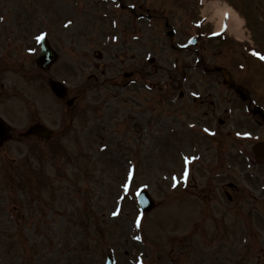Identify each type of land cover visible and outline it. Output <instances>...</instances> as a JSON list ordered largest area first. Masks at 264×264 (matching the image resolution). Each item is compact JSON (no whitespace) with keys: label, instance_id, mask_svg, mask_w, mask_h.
<instances>
[{"label":"rangeland","instance_id":"rangeland-1","mask_svg":"<svg viewBox=\"0 0 264 264\" xmlns=\"http://www.w3.org/2000/svg\"><path fill=\"white\" fill-rule=\"evenodd\" d=\"M249 2L256 3L253 0H247V3ZM35 3V0H0V11H6L3 15L7 16L5 18L7 20L13 13L40 11L42 15L40 17L46 27L42 31L58 32L64 39L57 43L61 56L53 67L52 73L62 79L69 88H74L82 75L94 71L92 66L88 67L90 60L96 61L99 71L103 69L104 64L109 63L107 64L109 68L106 70L107 77L117 75L130 67L131 61L121 63L116 57L113 61L112 53L114 56L118 53L120 41L114 43L115 47L109 46V50H113L105 57L102 64H98L99 60L93 58L92 50L89 51L79 43L87 40L86 35L83 37L84 27L91 26L92 36L102 37L107 32L115 34V31L106 25L111 24V21L104 20L98 10L105 5L104 2L97 0H83L78 4L73 2L70 11L62 7V2H59L57 7H50V4L43 1V9L35 8ZM21 16L22 13L19 17ZM126 18L123 13L118 11L115 13V22L118 24L126 21ZM73 20L76 21L75 24L73 22L67 27L66 25ZM30 23L28 30L34 31L33 20ZM25 25V23L22 24L24 29ZM104 29H106L105 33ZM40 31L37 30L35 35ZM253 33L256 37L264 35L263 29L257 27ZM16 35L9 30L6 41L8 42ZM144 36L140 41V45L144 48L139 45V52H137L139 62L136 64L138 67L147 65V71L155 74L152 78L153 83L160 85V82H165L166 74L165 63L160 61L163 50L157 47L148 48ZM18 45L20 50L1 51L6 57L0 58V69H2L0 82L3 81L1 75L15 68L12 66L15 61L25 65L26 71H29L30 58H26L30 56L29 52L23 45ZM79 47L88 53L80 55L75 50ZM98 48L95 47V49ZM154 54L159 59L152 65L148 64L147 58L154 57ZM72 61L76 63V66L84 69H78L77 77L73 73L69 76L62 75L70 71L67 64H72ZM26 71L24 70V73H28ZM193 77L195 78L194 75ZM201 81L202 85L200 84L199 88L210 89L211 86L204 83L203 77ZM216 86L211 89L225 90L223 87ZM148 89L150 90L151 87ZM148 89L140 87V90H137L132 85L124 91L105 85L100 90L88 93L92 102L98 101L99 113L89 114L92 118V121L89 118L91 121L89 126H85L88 124V120H85L79 126L73 125L72 130L86 131L93 138L99 137V140L101 135H105V141L102 143L107 146L106 150L101 151L99 146L96 156L106 158L101 161L103 165L108 164L107 168L98 166L92 158L90 168L92 173L89 172V165L86 164L81 167L83 178L75 182L67 180L64 183L62 178L54 176V171H57L60 165L55 163L53 166L47 163L45 169H48L52 181L49 179L44 182V179L39 181V178H33L31 186L36 193H33L34 195L28 200L29 206L24 205L23 198L11 202L13 211L9 212V216L15 227L12 226L13 228L11 227L7 232L10 237H13L8 240L11 242L8 253L10 257L2 260L1 253L5 250V245L0 242V264L16 262L19 264H104L108 254L116 255L117 264H134L135 262H142L141 264H261V261L264 264V174H259L254 168L249 170L243 162L236 163V160L245 157L244 144L238 141V131L242 135H247L248 140L249 135L252 138L257 135L264 138V129H256L248 125L238 130L231 123H227L222 129H216V127L204 129L202 125L194 129L190 127L186 129L185 124L178 119L181 115L176 113L177 109L172 105L162 107L158 97L155 101L157 108L141 114L143 110L139 107L148 104L146 103L148 96L147 99L145 96L149 95L152 98V102L149 103H154L151 95L158 94V92H149V94ZM27 91L33 107L46 112L48 106L41 104L42 98L46 99V97L43 95L39 100L36 96L38 87L35 84L28 85ZM7 96L5 99L3 96L0 98L1 103L14 102L15 97ZM223 96L229 97L227 93ZM105 100L109 103H105ZM223 106L225 107V104ZM13 107L15 108L16 105ZM128 107L131 109L129 110ZM107 108L110 109L108 113H106ZM119 114L122 117L125 116L123 123L119 121ZM182 114L184 115L185 112ZM223 119L227 121L226 116ZM125 122L131 126H127ZM70 126L71 124L67 127ZM105 126L107 134L100 132L101 127L104 129ZM89 127L93 130H89ZM251 129H256L255 135ZM170 135L175 136V140L170 141L168 137ZM17 144L19 146L12 144L0 150V170L1 166H5L6 169L9 168L10 176L14 175L17 178L23 175L25 181H28L31 177L28 161L30 159L36 162L38 153L35 149L30 150L31 142ZM226 146L229 149L228 155ZM81 147H85L84 143ZM197 150L201 156L195 153ZM179 151L181 154H187L191 160L190 182L186 187H183L181 183H173L174 180L169 178V169L179 168L174 172L181 170L178 160ZM26 152L28 153L25 155ZM28 154L34 157L27 156ZM168 159L171 161L168 162ZM111 160H114L113 165ZM130 161L136 164V181L132 185V190L137 186L143 187L157 201L154 210L139 218L138 225L133 223L137 214L135 197L132 194L125 196L129 185L122 190L125 174L131 165ZM206 167H209V170H206ZM25 170L28 172L19 174ZM210 171H212V177H210ZM248 173L256 174L254 181H250ZM61 183L64 185V190L58 192L55 186L58 187ZM230 184H235L238 190L234 192V189L229 187ZM0 189L4 192L3 188ZM224 189L234 196L233 203H230L223 194ZM10 192L16 195L26 191L13 192L11 189ZM255 197L260 198L258 202ZM209 205L212 211H209ZM6 206L11 207L8 202ZM242 206L246 208L241 210ZM4 218L0 223L4 221ZM6 218V221L12 225L8 217ZM115 220L119 223L113 222ZM201 221H203L202 224ZM234 238L241 241L240 245L234 243ZM245 241L247 244L242 243Z\"/></svg>","mask_w":264,"mask_h":264},{"label":"bare ground","instance_id":"bare-ground-1","mask_svg":"<svg viewBox=\"0 0 264 264\" xmlns=\"http://www.w3.org/2000/svg\"><path fill=\"white\" fill-rule=\"evenodd\" d=\"M209 6H210V8H211V7H212V4H210ZM220 12H221V13H220ZM216 14H219V16L221 15V18H223L224 13H222V10L217 11ZM231 17H232V21H233V23H234L233 26L238 27V21H236V20L234 21L235 17H234L233 14H232Z\"/></svg>","mask_w":264,"mask_h":264},{"label":"water","instance_id":"water-1","mask_svg":"<svg viewBox=\"0 0 264 264\" xmlns=\"http://www.w3.org/2000/svg\"><path fill=\"white\" fill-rule=\"evenodd\" d=\"M48 56V55H47ZM52 60V59H51ZM3 132L2 131H0V140H2L3 139V134H2Z\"/></svg>","mask_w":264,"mask_h":264},{"label":"snow or ice","instance_id":"snow-or-ice-1","mask_svg":"<svg viewBox=\"0 0 264 264\" xmlns=\"http://www.w3.org/2000/svg\"><path fill=\"white\" fill-rule=\"evenodd\" d=\"M39 39H43V37H40ZM257 55H259V53H257ZM261 58H264V57H261Z\"/></svg>","mask_w":264,"mask_h":264}]
</instances>
